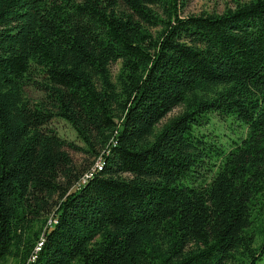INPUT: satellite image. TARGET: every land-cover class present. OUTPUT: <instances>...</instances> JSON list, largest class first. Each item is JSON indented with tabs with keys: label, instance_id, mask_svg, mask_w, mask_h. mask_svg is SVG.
I'll use <instances>...</instances> for the list:
<instances>
[{
	"label": "trees",
	"instance_id": "trees-1",
	"mask_svg": "<svg viewBox=\"0 0 264 264\" xmlns=\"http://www.w3.org/2000/svg\"><path fill=\"white\" fill-rule=\"evenodd\" d=\"M188 2L0 0V264L264 259V0Z\"/></svg>",
	"mask_w": 264,
	"mask_h": 264
},
{
	"label": "rangeland",
	"instance_id": "rangeland-1",
	"mask_svg": "<svg viewBox=\"0 0 264 264\" xmlns=\"http://www.w3.org/2000/svg\"><path fill=\"white\" fill-rule=\"evenodd\" d=\"M235 7V0H189L186 7L181 11L182 16H188L190 14H199L202 12H216L223 13L227 8ZM119 66L113 65V72L117 73ZM27 96L33 100L37 101L42 97V93L33 87L26 88ZM181 111V108H175L170 112L166 119L163 122L167 121L169 117H172L178 114ZM59 134L70 140L80 144V141L77 139V134L74 128L62 119H55L52 121V125ZM246 125L241 123L235 118H227L216 123L215 135L219 137L222 141L233 142L238 140L241 136L244 135V128ZM246 128V127H245ZM210 131H213V128H210ZM70 153L73 155L74 159L77 162H83L84 160H89V155L86 153H78L75 150H70ZM91 159V158H90ZM92 160V159H91ZM258 264H264V259L261 260Z\"/></svg>",
	"mask_w": 264,
	"mask_h": 264
},
{
	"label": "built area",
	"instance_id": "built-area-1",
	"mask_svg": "<svg viewBox=\"0 0 264 264\" xmlns=\"http://www.w3.org/2000/svg\"><path fill=\"white\" fill-rule=\"evenodd\" d=\"M96 167H98L99 169H101L102 168V165H100V162H98L97 164H96ZM93 173H90V174H87L88 176H90V175H92ZM84 182H85V180H83ZM43 244V242H40L39 244H38V246L36 247V253H37V251H39L40 249H41V245ZM36 259V255H34L33 257H32V261H34Z\"/></svg>",
	"mask_w": 264,
	"mask_h": 264
}]
</instances>
